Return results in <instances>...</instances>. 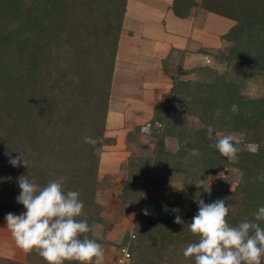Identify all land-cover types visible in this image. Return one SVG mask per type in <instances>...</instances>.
<instances>
[{
	"label": "trees",
	"instance_id": "1",
	"mask_svg": "<svg viewBox=\"0 0 264 264\" xmlns=\"http://www.w3.org/2000/svg\"><path fill=\"white\" fill-rule=\"evenodd\" d=\"M214 2L222 11L211 8ZM126 4L127 0H0V217L26 211L16 200L21 175L40 185L64 177L65 189L79 191L84 202L79 219H87L93 230L99 223L107 228L103 207L96 201L97 171ZM193 7L234 20L220 36L230 43L224 59L232 71L218 74L205 68L211 74L205 81L176 80L164 98L179 108L178 115L169 112L161 100L153 106L149 133L154 136L156 128L161 134L147 166L179 176L183 186L176 201L145 195L147 188L162 183L128 174L121 190L123 203L146 204L155 211L143 214L142 222L117 244V250L127 249L132 264H195L183 251L199 240L187 225L201 199L205 203L224 199L226 206L231 204L226 219L233 226L254 220L258 208L264 206V183L257 178L264 172V94L249 97L244 91L252 79L264 82V0H172V11L179 18H186ZM97 25L102 28L99 32ZM113 30L116 39L111 47L107 39L114 36ZM95 48L99 59L91 57ZM233 104L238 106L237 113L230 111ZM185 115L197 116L202 125L184 127ZM209 125L219 133L242 134L246 142L256 145L255 151L241 142L238 163L230 162L209 146L213 143L207 138ZM142 128L129 129L126 140L131 141ZM166 136L176 141L175 151L166 149ZM85 137L96 143H85ZM192 148L199 149L200 155L191 156ZM19 151L27 154L29 168L9 163ZM137 161L140 158H130V166ZM224 168L240 172L234 191L223 182H207L209 174ZM192 201L195 210L187 208ZM177 215L184 223H175ZM257 223L264 227V221ZM96 236L101 244L107 242L103 233ZM3 262L46 264L35 251L25 253V261L4 258Z\"/></svg>",
	"mask_w": 264,
	"mask_h": 264
},
{
	"label": "rangeland",
	"instance_id": "2",
	"mask_svg": "<svg viewBox=\"0 0 264 264\" xmlns=\"http://www.w3.org/2000/svg\"><path fill=\"white\" fill-rule=\"evenodd\" d=\"M131 3L132 4L130 6L133 5V0H131ZM216 7L218 10L222 11V9L216 2L211 4V8L215 9ZM204 10H202L201 12H204ZM224 12L225 11H223V13ZM213 13L216 15V17H212L214 19L212 20V22L207 21L206 23L204 22L200 24V27H206L207 31L212 34V37L207 36L206 38H202L201 40L197 38L196 40L192 41V45L189 46V49L171 52V54L167 58L165 57L162 59L161 67L164 71L163 73L165 75V78L167 79L165 80L164 86L155 90L154 93H152V91L147 87V85H145L146 87L141 88V92H148L149 95H152L151 99L149 100V109L152 105L154 106L158 101L161 100L164 106L168 108L169 112L174 115H178L180 112L179 108L176 106H170V103L167 98H164V96L167 95L176 80H194L196 82L205 81L211 76V74H209L205 70V68L212 69L218 74H225L232 71V67L228 66L227 61L224 59V57L228 54L230 43L222 41L220 36L223 33L227 32L229 28L233 24H235V22L227 16L218 14L216 12ZM198 19L200 18L198 17ZM80 23L83 22L80 20ZM197 25L199 26V24ZM95 27L98 32L102 29L100 25H97ZM82 28L83 27L80 26V30ZM127 28V31L131 29L129 27V24ZM135 28H138L137 24H135L132 29ZM130 32L132 31L129 30V33ZM113 34L114 36H111V38L107 39L108 45L111 47L114 45V39H116V33L114 32V30ZM125 48H127V45ZM202 48L205 49L202 50V52H208V54H199V50ZM94 50L95 56L92 53L91 57L94 58L98 56L97 59H99L100 54L97 48H95ZM109 50L105 51L107 55L112 54V50ZM125 50L126 49H124V51L122 52L123 55ZM188 53H194V57H192V55H187ZM186 56L187 59H185ZM190 56L191 59L188 60ZM123 62L124 61L122 60V63ZM114 66L115 62L113 64V71ZM118 67L119 73L121 74L120 69L125 70L124 66L120 63ZM119 77L122 76L119 75L117 77V74H115L113 80L112 74L110 95L111 89L114 92L112 93L110 109L114 110L113 112H116V114L121 112V116H123V119L119 116V118L114 119V121L111 117L107 119L106 126L108 128L105 136V145L102 147V152L100 154L98 165L99 167L97 171V180L100 183L96 192V201L103 207L101 216L104 221H107L108 224L106 229H103V224L101 223L96 224L94 227V232L97 235L103 233L107 240L106 243L102 244L104 248L103 264H113V262L115 261V256H119V253L117 252L118 242H120L123 239V236L128 231L132 230L137 223L142 222L141 216L145 214V210H147L148 214L155 213L154 209L146 204L139 206L128 204L126 205L123 203L121 197V190L122 187L126 184L127 176L129 173H133L137 177L141 176V179H143L144 177H152L162 183L159 186L147 188L145 191V195L165 197L176 201L180 196V191L182 189L181 187L183 186L181 178L179 176L173 175L164 170L154 169L150 166H147V161L150 160L154 154L157 142L159 141V134H161V130L158 131V129L154 128L153 136L149 133V119L143 122V117L134 118L131 115H126L125 111V115L123 114V106L127 107V103L124 105V98L118 94L119 91H122L118 90L116 86V81ZM244 91L249 97L261 96L264 94V82L262 80L252 79L249 81V84ZM111 116H113V113H111ZM119 119H122L121 123L122 125H124L122 127L124 128V130L119 129L117 126L118 124H115ZM131 125H133L132 127L142 125L143 128L148 129V131L135 133L131 141L126 140L125 136L127 131H125V126ZM201 125L202 123L200 122L197 116L185 115L183 117V126L186 128L193 129L198 128ZM156 134L158 135V137ZM219 134H230L238 137L241 142H244V147L246 149L253 150L256 148L255 144L246 142L245 137L240 133L220 132ZM163 143L166 149L168 150L175 151L177 149V143L172 137L166 136L163 139ZM262 145L264 146V135L262 138ZM133 157L140 158V162L137 161L136 163L130 166L129 161L130 158ZM239 177L240 172L238 170L233 168H224L216 173L209 174L207 176V182L209 184L215 182H223L226 184L227 188L230 191H233L232 186H234L235 189L236 184L239 181ZM194 202L195 201H192L190 204H188L187 208L195 210V206L192 204ZM0 243L11 245L15 243V240L12 237L10 230L6 227V220L2 218L0 219ZM1 251L4 252L3 250ZM18 256H20L19 258H22L23 255ZM0 258L4 260L3 257ZM3 260H0L1 264H8V262H3ZM174 262L176 264L178 263L177 261Z\"/></svg>",
	"mask_w": 264,
	"mask_h": 264
},
{
	"label": "clouds",
	"instance_id": "3",
	"mask_svg": "<svg viewBox=\"0 0 264 264\" xmlns=\"http://www.w3.org/2000/svg\"><path fill=\"white\" fill-rule=\"evenodd\" d=\"M230 111L237 113L238 106L233 104ZM216 115H220L219 109ZM141 131L147 132L148 129L142 128ZM214 132L217 133L215 136ZM207 138L213 141L210 147L230 162L238 163L241 151L238 137L220 135L209 125ZM84 139L85 143H96L92 137ZM19 152L21 154L11 157L9 163L14 167L23 164L29 168L27 154ZM190 155L199 156V149L192 148ZM257 178L264 183V172ZM18 183L21 191L16 200L26 211L19 215L9 212L5 216L6 227L17 247L27 254L35 251L46 264H103V245L98 242L99 238L88 220L79 219L84 209L79 191L66 190L64 177L40 185L21 175ZM231 210V204L226 206L224 199L212 203H205L202 199L198 201V212L187 226L199 236V240L186 246L183 251L185 258H194L195 264H264V227L257 223L264 221V206L258 208L254 220H244L235 226L226 219ZM145 214H148L147 210ZM175 223L184 221L177 215Z\"/></svg>",
	"mask_w": 264,
	"mask_h": 264
},
{
	"label": "crops",
	"instance_id": "4",
	"mask_svg": "<svg viewBox=\"0 0 264 264\" xmlns=\"http://www.w3.org/2000/svg\"><path fill=\"white\" fill-rule=\"evenodd\" d=\"M131 4V0H127L124 25L122 24L116 49L113 80L115 74L117 77L122 76L117 78L116 86L118 90H122L118 94L124 98V105L127 103V107L123 106V114L125 115L126 112V115H131L134 118L143 117V122H145L152 116L153 105L149 109V100L152 95H149L148 92H141V88L147 85L154 93L155 90L164 86L167 79L161 67L162 59L167 58L171 52L189 49L192 41L197 38L201 40L207 36L212 37L206 27H200V24L207 21L212 22L214 20L212 17H216V15L211 11L193 7L186 18H179L172 11V0H133V5L130 6ZM202 10L204 12H201ZM128 24L131 28L129 30L132 31L130 33L129 30L127 31ZM135 24L138 28L132 29ZM126 45L127 48H125ZM124 49L126 50L123 55ZM202 50L205 49H200L199 54H206ZM194 53L187 55L194 57ZM190 59L191 56L188 60ZM120 63L125 69H120L121 74L118 67ZM113 92L111 89L107 119L111 117L114 121L119 117L123 119V116H121V112L116 114L113 112L114 110L110 109ZM121 120L119 119L115 124H118L119 129L124 130ZM132 126H125V131L131 129ZM106 128L108 127L106 126ZM1 218L5 219V217ZM18 255L23 256L19 258ZM0 257L22 262L25 261V252L15 243L13 245L0 243Z\"/></svg>",
	"mask_w": 264,
	"mask_h": 264
},
{
	"label": "built area",
	"instance_id": "5",
	"mask_svg": "<svg viewBox=\"0 0 264 264\" xmlns=\"http://www.w3.org/2000/svg\"><path fill=\"white\" fill-rule=\"evenodd\" d=\"M117 252L119 256H115L113 264H132L130 255L125 247H119Z\"/></svg>",
	"mask_w": 264,
	"mask_h": 264
}]
</instances>
